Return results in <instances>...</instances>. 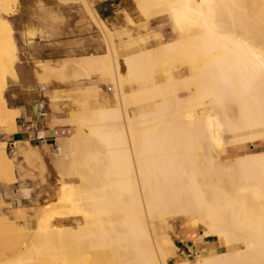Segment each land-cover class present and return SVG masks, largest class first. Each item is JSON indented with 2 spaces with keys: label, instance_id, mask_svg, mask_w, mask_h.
<instances>
[{
  "label": "bare ground",
  "instance_id": "1",
  "mask_svg": "<svg viewBox=\"0 0 264 264\" xmlns=\"http://www.w3.org/2000/svg\"><path fill=\"white\" fill-rule=\"evenodd\" d=\"M134 2L147 18L164 17L172 38L120 58L113 32L92 13L108 50L71 68L111 78L115 105L85 102L78 115L54 116L47 141L56 142L60 202L41 217L26 258L8 263L264 264V0ZM18 3L0 0V125L12 130L19 109L5 92L19 58L8 16ZM43 68L66 77L67 65ZM31 105L38 124L43 103ZM67 123L73 132L61 136ZM245 141L262 146L242 150ZM6 173L15 178L0 147V178ZM67 216L78 226L53 224ZM177 217L225 250L171 263L160 228Z\"/></svg>",
  "mask_w": 264,
  "mask_h": 264
},
{
  "label": "rangeland",
  "instance_id": "2",
  "mask_svg": "<svg viewBox=\"0 0 264 264\" xmlns=\"http://www.w3.org/2000/svg\"><path fill=\"white\" fill-rule=\"evenodd\" d=\"M94 11L96 17L113 32L115 49L120 58L121 55L137 48L157 47L173 35L170 29L163 25L164 17L147 18L138 10L134 0H19L13 7V13L8 16L18 43V80L9 78L5 97L9 106L13 104L11 100L17 99L16 103L22 104L25 109L29 107L26 116L19 120L30 121V124L34 123V127L36 124L38 137L43 133L44 127L52 126L54 116L68 117L73 112L78 115L85 102H90L88 104L92 107L101 104L115 105L111 78L105 75L102 77L99 72H90V77L83 72L85 76L81 73V77V70L77 72L71 68L73 62L81 61L85 55L103 54L108 50V42L104 43L107 41L106 36L104 37L105 34L95 22L96 19L92 18ZM44 65L56 66L59 69L67 65L65 70L71 73L67 74L65 71L66 77L62 76L63 73L50 76L45 73ZM181 69L182 66H178L173 70L178 72ZM75 72L80 77L75 78L77 74L71 76ZM34 99L43 103V120L41 118L42 123L38 124L33 122L35 117L31 112ZM70 126L72 124H65L60 132L72 133L73 128ZM1 130L12 133L17 129L12 130L0 125ZM230 138L229 134H226V139ZM45 143L46 152L42 150L39 141L18 142L10 146H7L6 142L0 144L13 162L16 176V179L11 178L6 173L4 178H0V189L7 191L5 199L0 196V264H9L8 262L14 260L17 255L26 258L28 250L38 242L41 217L45 216L49 206L56 207L55 203L60 200L59 176L54 165V159L56 160L58 155L55 144L49 141ZM235 146L228 145L226 154L234 155ZM261 146L259 141L241 143L242 150L259 149ZM25 149H33L40 156L29 162L23 154ZM10 186H17L18 190L9 194ZM24 195L29 197L25 203L27 206L16 207L13 202H6L13 197L19 200ZM79 222L80 220L69 216L67 219L60 217L53 221V224L76 227ZM185 230L199 235L194 239L195 242L186 240ZM200 233V227L191 228L180 217L163 224L160 234L170 252L169 261L172 263L174 260H192L206 253L215 254L225 250L217 237H214L215 248L207 250L203 244L204 237ZM19 251L22 252L20 255ZM16 252L17 254H14Z\"/></svg>",
  "mask_w": 264,
  "mask_h": 264
},
{
  "label": "crops",
  "instance_id": "3",
  "mask_svg": "<svg viewBox=\"0 0 264 264\" xmlns=\"http://www.w3.org/2000/svg\"><path fill=\"white\" fill-rule=\"evenodd\" d=\"M16 100L17 99L11 100V102H13V104H10V106L12 108L20 109V112H21V115L17 118V130L12 132V133H9V132L5 133V131L1 130L0 131V144H5V142H6L7 146H10V145H16L18 142L39 141L42 150L45 151L46 150L44 147L46 145L45 141H47L48 138L54 136V134H55L54 130L51 127L50 128L44 127L43 133L40 134V136L38 137L37 130L33 126V124H30V121L19 120L20 118H22V116H26V114L29 112V107L27 109H25L22 104L16 103ZM29 125H31V126H29ZM52 131H53V135H52ZM60 135L64 136L66 134L65 133L63 134L60 132ZM51 142H53V143H51ZM51 142H50L51 144L56 145L55 141H51ZM30 145H32V144H30ZM32 146H34V145H32ZM15 179H16V176H15ZM16 189L18 190L17 186H15V188L10 186L8 188L9 194H10V192L15 193ZM6 193H7V191L5 189H3V188L0 189V196L2 199H5ZM28 200H29V197L24 195V196H21V198L19 200L16 197H13L12 200H7L6 202H13L16 205V207L17 206L24 207V206H27L25 203ZM19 201H21V202L19 203ZM184 235H185V238L187 241H192V242H195L194 239L198 238V236H199V235H197L191 231H187V230L184 231ZM199 242L202 243L200 240H199ZM203 244H205V247L207 250H212L216 246L214 237L204 238Z\"/></svg>",
  "mask_w": 264,
  "mask_h": 264
},
{
  "label": "water",
  "instance_id": "4",
  "mask_svg": "<svg viewBox=\"0 0 264 264\" xmlns=\"http://www.w3.org/2000/svg\"><path fill=\"white\" fill-rule=\"evenodd\" d=\"M53 133V132H52Z\"/></svg>",
  "mask_w": 264,
  "mask_h": 264
}]
</instances>
